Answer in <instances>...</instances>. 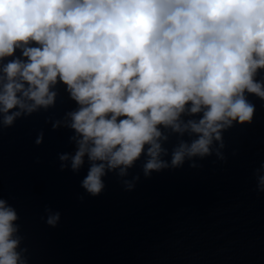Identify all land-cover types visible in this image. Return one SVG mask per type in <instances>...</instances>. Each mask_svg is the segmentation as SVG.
<instances>
[{
	"label": "clouds",
	"instance_id": "9594fccd",
	"mask_svg": "<svg viewBox=\"0 0 264 264\" xmlns=\"http://www.w3.org/2000/svg\"><path fill=\"white\" fill-rule=\"evenodd\" d=\"M17 48L26 62L13 59L0 70L5 123L19 115H7L16 107L52 104L50 85L64 83L81 106L71 114L82 136L73 168L86 153L110 168L131 166L149 144L146 168L159 169L157 126L179 129L188 105L192 114L203 112L198 123L189 121L200 135L172 163L206 155L221 129L251 123L255 107L246 92L264 99V82L254 78L264 69V0H0V61ZM104 167L93 163L83 181L93 195ZM16 219L0 199V264L20 261Z\"/></svg>",
	"mask_w": 264,
	"mask_h": 264
},
{
	"label": "water",
	"instance_id": "95a60500",
	"mask_svg": "<svg viewBox=\"0 0 264 264\" xmlns=\"http://www.w3.org/2000/svg\"><path fill=\"white\" fill-rule=\"evenodd\" d=\"M13 59L27 60L17 48L0 70ZM254 78L264 82V69ZM49 91L52 104L16 107L7 113L19 112L10 125L0 112V199L17 215L18 264H264V99L246 92L251 123L221 129L206 155L172 163L200 135L189 121L203 112L188 105L179 129L157 126L159 169L146 168L149 144L131 166L110 168L86 153L73 168L82 136L71 114L81 106L62 82ZM93 163L105 165L96 195L83 187Z\"/></svg>",
	"mask_w": 264,
	"mask_h": 264
}]
</instances>
